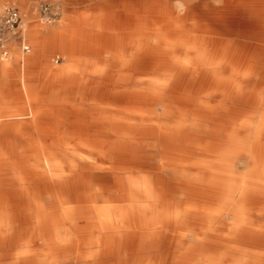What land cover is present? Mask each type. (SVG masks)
I'll return each instance as SVG.
<instances>
[{
  "label": "bare ground",
  "instance_id": "6f19581e",
  "mask_svg": "<svg viewBox=\"0 0 264 264\" xmlns=\"http://www.w3.org/2000/svg\"><path fill=\"white\" fill-rule=\"evenodd\" d=\"M90 12L74 25L106 18ZM121 12L140 34L55 37L66 54L94 50L98 81L107 54L111 85L49 105L34 134H0V264H56L82 247L97 264H211L221 241L264 245V0H130ZM194 235L208 249L189 248Z\"/></svg>",
  "mask_w": 264,
  "mask_h": 264
},
{
  "label": "rangeland",
  "instance_id": "374dc122",
  "mask_svg": "<svg viewBox=\"0 0 264 264\" xmlns=\"http://www.w3.org/2000/svg\"><path fill=\"white\" fill-rule=\"evenodd\" d=\"M39 1L54 2L59 6L60 18L54 24L45 26L40 24V22L36 19L37 14L35 12V7ZM92 3L93 2L91 1V3L89 2L88 4L86 5L83 4L82 6L90 7ZM18 4L21 14L27 23L26 40L31 48V53L27 55L25 58L46 60V63L52 67H59V66L65 67V70L68 72V74H72L76 76L77 78L75 83L76 87L86 86V85L90 87V85H92L95 82V80H97L95 78V76L97 77V75L95 73L94 66L88 63V62H92L91 59L92 57H89L87 62L88 65H86L85 67L86 69L84 71L83 70L84 66L79 68V66L77 65V61H78L77 57H73L69 54H66L64 52L55 49L58 43L60 42L58 38L55 39V37H59V36L66 38L73 37L72 35L74 34H72V32H74L78 28V26L74 25L75 17H67L69 13L73 14L75 13V11L79 10V7H81L79 4H77L76 0H70V1L69 0H18ZM16 58L17 60H20L19 55ZM108 58H109L108 55L106 54L103 55V60H106ZM57 62H59V64ZM75 76H73L74 78L72 77V79L69 80L70 81L69 84L71 83L72 85ZM110 85H111L110 82L104 81L102 82L101 88L109 87ZM76 98L75 97L73 98L72 96L62 98L60 96L59 100H63L70 103L72 100L78 101V99ZM41 101L44 100L41 99ZM17 102L19 104L17 107L18 108L17 112L8 116L0 114V123L6 122L5 120L11 117L10 119H13L14 121L17 122H26V123L29 122L27 123L28 125L21 128H17L20 130V132L25 133L28 130L34 131L36 129L35 120L37 119L41 120L44 116L43 114L39 115L38 113H35L36 106L34 107V105H32V103L35 102V99L29 97L24 100H21L20 98H18ZM38 107L41 110H47L48 108H50L46 104ZM65 116L68 117V119H70L68 121L70 122L73 120L72 117H74L75 115L70 114ZM49 117H52V115ZM64 132H65V127L63 126L54 130V133L56 134H62ZM228 229L229 228H225L221 232H219L218 235L220 239H224V238L226 239L228 236H230ZM188 243H189L188 244L189 248L196 249L197 251L196 253H198V251H200L201 253L205 248L208 249V246L205 245V239L202 240L201 237H197L195 235L189 239ZM238 244L233 245L232 248L225 247L223 241H221V243L218 246L219 248L218 247L212 248L213 252H215L217 255L211 264H264V245L261 244L248 245L242 242ZM123 245H124V241L119 239L117 247L122 248ZM95 247L97 246H94V248ZM86 250L87 248L82 247L79 249V251L76 254L59 257L57 258L58 260L56 259V264H63V263L64 264H70V263L97 264V262L95 261H91V260L89 261L87 255L88 251ZM42 263L45 264V262H41V263L38 262V264H42ZM141 263L157 264L158 260H154L152 257L147 256L146 254L144 255L142 254V255H135L132 257L127 256L124 258L122 257L114 258L108 261L107 264H141Z\"/></svg>",
  "mask_w": 264,
  "mask_h": 264
},
{
  "label": "crops",
  "instance_id": "0c3cea01",
  "mask_svg": "<svg viewBox=\"0 0 264 264\" xmlns=\"http://www.w3.org/2000/svg\"><path fill=\"white\" fill-rule=\"evenodd\" d=\"M91 1L93 3L90 7L82 6L83 4L86 5L89 2L91 3ZM129 1L130 0H76L77 4L81 7H79V10L75 11V13H69L67 17H77L84 11H91L88 14H91L92 17H98L104 13L106 15L105 19L91 20L88 23L81 24L78 26V30L87 27V35L99 45H102L105 41H110V43H112L115 37L125 41L130 35L141 33L139 32L141 29L136 28H134V32L130 31L131 29L127 28L128 26L125 24L124 13L121 12V8ZM75 23L76 21H74V24ZM56 50L59 51V49ZM18 55L20 56V60H17L16 58ZM103 55H105V53L100 57V61H102V65L100 66L102 68L99 67L100 70H102L103 76L99 81L95 76L97 79L95 82H104V80H106L105 76L108 72L107 65L109 63V58L103 60ZM71 56L78 58L77 65L79 68L81 62H83L82 60H85L84 62H86L89 57H92V62H89V64H92L95 70L98 68L97 61H95L97 56L94 50H91L88 53L74 54ZM25 57L26 56L22 55L18 47H13L11 48V57L7 61H0V114L8 116L16 113L19 105L17 99L20 98L21 100H24L31 97L35 99V102H33L32 105L37 107H35V113L44 115L41 120H35L36 127L37 122L47 124L49 121L47 119L49 116H47L48 114L46 113V110H41L38 106H43L44 104L48 106L51 104L57 106L67 105L68 102L59 100L60 96L62 98L69 96L74 98L76 97L77 89L80 86L76 87V76L68 74L65 67H52L46 63V60L34 58L26 59ZM57 63L59 64V62ZM73 76H75V79L71 85V83L69 84V80H71ZM41 99L46 101H41ZM10 118L6 119V122L0 123V134H6L8 136L34 134L37 130H28L25 133H22L17 127H13V125L18 124V122ZM24 123L26 126L29 122ZM1 124H10V128L3 129ZM54 130L56 129L45 130L44 132L56 135ZM65 132H67L66 128Z\"/></svg>",
  "mask_w": 264,
  "mask_h": 264
},
{
  "label": "built area",
  "instance_id": "2783aa9c",
  "mask_svg": "<svg viewBox=\"0 0 264 264\" xmlns=\"http://www.w3.org/2000/svg\"><path fill=\"white\" fill-rule=\"evenodd\" d=\"M18 5V0H0V61L11 57L13 47H18L23 56L31 53L26 40L27 23ZM35 12L36 19L45 26L60 18L59 6L54 2L39 1Z\"/></svg>",
  "mask_w": 264,
  "mask_h": 264
}]
</instances>
